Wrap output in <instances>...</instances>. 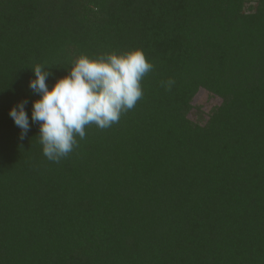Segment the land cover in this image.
Instances as JSON below:
<instances>
[{
    "label": "trees",
    "instance_id": "obj_1",
    "mask_svg": "<svg viewBox=\"0 0 264 264\" xmlns=\"http://www.w3.org/2000/svg\"><path fill=\"white\" fill-rule=\"evenodd\" d=\"M243 1L0 0V264H264V0ZM130 47L154 65L143 99L49 161L31 67L51 88ZM199 88L222 99L203 125Z\"/></svg>",
    "mask_w": 264,
    "mask_h": 264
},
{
    "label": "clouds",
    "instance_id": "obj_2",
    "mask_svg": "<svg viewBox=\"0 0 264 264\" xmlns=\"http://www.w3.org/2000/svg\"><path fill=\"white\" fill-rule=\"evenodd\" d=\"M70 70L49 88L48 65L32 66L35 78L31 89L39 94L32 104V122L39 124V143L43 155L60 162L86 138V129L95 126L106 130L119 123L143 99V80L154 70L153 63L140 47L109 50L95 55H74ZM66 65V66H68ZM174 79L162 81L171 90ZM27 101L10 109V116L21 129L23 140L30 130Z\"/></svg>",
    "mask_w": 264,
    "mask_h": 264
},
{
    "label": "rangeland",
    "instance_id": "obj_3",
    "mask_svg": "<svg viewBox=\"0 0 264 264\" xmlns=\"http://www.w3.org/2000/svg\"><path fill=\"white\" fill-rule=\"evenodd\" d=\"M258 0H244V12H251L255 9ZM220 96L215 95L204 88H199L192 98L191 105L188 112V117L197 124L203 125L207 122L209 115H211L217 107L221 104Z\"/></svg>",
    "mask_w": 264,
    "mask_h": 264
}]
</instances>
